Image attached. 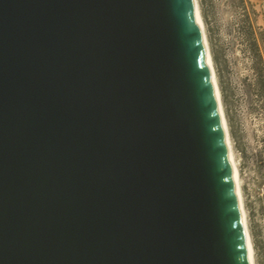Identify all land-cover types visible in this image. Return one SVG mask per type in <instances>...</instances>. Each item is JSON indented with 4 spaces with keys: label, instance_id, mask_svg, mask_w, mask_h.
I'll return each mask as SVG.
<instances>
[{
    "label": "water",
    "instance_id": "95a60500",
    "mask_svg": "<svg viewBox=\"0 0 264 264\" xmlns=\"http://www.w3.org/2000/svg\"><path fill=\"white\" fill-rule=\"evenodd\" d=\"M0 264H248L191 0H0Z\"/></svg>",
    "mask_w": 264,
    "mask_h": 264
},
{
    "label": "rangeland",
    "instance_id": "374dc122",
    "mask_svg": "<svg viewBox=\"0 0 264 264\" xmlns=\"http://www.w3.org/2000/svg\"><path fill=\"white\" fill-rule=\"evenodd\" d=\"M205 21L212 57L226 56V86L234 88L228 110L233 146L238 160L243 196L255 249L256 264H264V163L256 162L254 153L262 150L264 116L258 110L254 94L243 96L241 79L251 75L250 59L238 33L240 17L249 12L256 25L264 30V0H199ZM251 11H254L253 15ZM214 61V59H213ZM215 69L216 64L214 62ZM217 73V70H216ZM218 77V75H217ZM219 82V79H218ZM224 104V103H223ZM225 106V104H224ZM225 109V108H224ZM242 149L243 154H240ZM264 159V152L262 153Z\"/></svg>",
    "mask_w": 264,
    "mask_h": 264
},
{
    "label": "trees",
    "instance_id": "16d2710c",
    "mask_svg": "<svg viewBox=\"0 0 264 264\" xmlns=\"http://www.w3.org/2000/svg\"><path fill=\"white\" fill-rule=\"evenodd\" d=\"M244 11L245 13L239 19L237 29L245 52L250 59L251 75H246L241 79L242 93L244 97L254 94L258 102L257 108L264 116V30L256 25V19H253L246 9ZM251 12L253 15L255 14L254 11ZM213 59L216 64L219 86L223 103L225 104L231 136L234 138L228 110H230V99H234L236 95L234 88L229 87L228 84L226 86L223 75V68L227 69L229 67V61L226 56L219 59L215 54L213 55ZM261 142L260 149L262 150H256L254 153L255 160L259 164L264 163L262 156L264 152V136ZM239 152L241 155L243 154L242 149Z\"/></svg>",
    "mask_w": 264,
    "mask_h": 264
},
{
    "label": "bare ground",
    "instance_id": "6f19581e",
    "mask_svg": "<svg viewBox=\"0 0 264 264\" xmlns=\"http://www.w3.org/2000/svg\"><path fill=\"white\" fill-rule=\"evenodd\" d=\"M191 4H192L193 11H194L196 24L198 27V31H199L203 51H204L205 61H206L207 69H208L209 79H210L212 90H213L214 101H215L217 113H218L219 120H220L221 131H222V135H223V139L225 143L228 165L230 168L231 179H232V183L234 187L248 264H256L255 249L253 245L252 235H251V231L249 227L247 209H246L245 200L243 196V189H242V184H241L242 180H241L240 171L238 167V160H237L235 149L233 146V139H232L230 128H229L230 126L228 123L227 115L224 109L225 106L223 104L221 89L219 86L218 77H217V73H216V69H215V65H214V61H213V57L211 53L206 25H205V21L202 15L199 0H191Z\"/></svg>",
    "mask_w": 264,
    "mask_h": 264
}]
</instances>
